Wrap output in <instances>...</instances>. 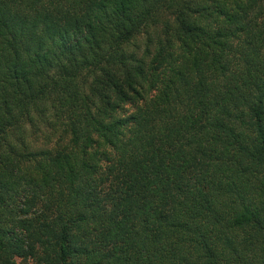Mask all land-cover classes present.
Segmentation results:
<instances>
[{
    "label": "trees",
    "instance_id": "trees-1",
    "mask_svg": "<svg viewBox=\"0 0 264 264\" xmlns=\"http://www.w3.org/2000/svg\"><path fill=\"white\" fill-rule=\"evenodd\" d=\"M27 258L264 264V0H0V264Z\"/></svg>",
    "mask_w": 264,
    "mask_h": 264
},
{
    "label": "rangeland",
    "instance_id": "rangeland-1",
    "mask_svg": "<svg viewBox=\"0 0 264 264\" xmlns=\"http://www.w3.org/2000/svg\"><path fill=\"white\" fill-rule=\"evenodd\" d=\"M44 130H45V126L40 124L36 130V135H35L34 139L32 140V138H30L29 144L33 149L50 146V143L45 144L43 142L41 136H40V133H42ZM16 262H17V264H35L34 261L32 259H29V258H27L25 260L17 259Z\"/></svg>",
    "mask_w": 264,
    "mask_h": 264
}]
</instances>
